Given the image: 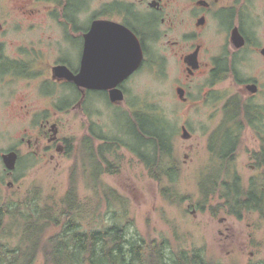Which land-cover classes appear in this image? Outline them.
Instances as JSON below:
<instances>
[{"label": "rangeland", "instance_id": "obj_1", "mask_svg": "<svg viewBox=\"0 0 264 264\" xmlns=\"http://www.w3.org/2000/svg\"><path fill=\"white\" fill-rule=\"evenodd\" d=\"M88 1L90 3L88 13L81 16L82 21L79 24H83L84 20L97 12L102 0ZM225 2L230 4L229 6L240 7H237L238 17L242 9L247 10L251 20L249 26H245V30L248 34H256L260 46H264V0ZM49 4L50 2L46 0H0V44L4 45L5 51L10 55L25 58L28 53L24 55L22 48L32 52V48L37 46V49L46 55L42 57L47 63L41 75L33 79L17 80L13 84L11 82L7 84L8 86L0 84V207L14 208L17 205L21 206L20 212L26 210L35 212L39 208L44 210V207L49 206L53 209V215L58 216L59 213L55 210L62 209L63 199L70 186V175L75 171L79 160L80 140L89 133L91 123L100 125L106 133H118L117 114L130 111L126 101L121 102L119 108H111L100 102L91 118L86 121L79 108L75 106L77 101H71L72 104L64 113L61 112L52 119L61 123L63 137L74 140L75 151L72 155L65 152L51 161L43 159L42 155L33 152L27 144H23L22 138L26 136V132L31 133L33 130L30 128L29 120L19 112V106L24 104L34 106L40 115V118L36 119L37 122L48 112L47 109L51 108L47 99L41 95V88L51 65L60 56L55 43L61 41L64 34H69L66 28L54 21L48 12L51 9ZM241 18L240 15L239 19ZM221 22V18H214L208 29L207 38L211 50L221 48L222 38L214 36L224 34L221 30H227L220 27ZM238 23L237 19L233 25ZM166 28L163 27L165 30ZM162 42H158L157 48L158 53L164 55ZM76 51L75 56L72 55L74 61L78 54ZM243 56L245 61L239 67V78L241 80L257 78L264 81V60L261 56L255 52H245ZM167 67L166 77L151 73L149 70L135 77L132 84L133 109L156 106L164 110L177 127L175 155L182 165L178 190L187 199L179 203L166 200L160 192L159 183L150 177L146 166L126 149L113 157L121 164V172L116 175L106 174L101 180L106 186L129 199V218L132 223L128 225L127 238L130 241L140 238L147 241L166 240L173 251L203 249L207 259L218 264H253L264 258V215L253 211L239 219L228 214L223 208L214 214L213 207H218L221 203L218 197L213 198L204 209L199 204L201 174L211 160L208 135L222 120L220 111L222 104L217 107L206 101L200 108L193 106L192 103L183 104L176 94L177 80L183 77L182 68L173 56H170ZM195 84L196 97V94L199 95L198 81ZM55 90L56 93L72 92L67 86H59ZM238 91L244 92L229 80L219 87L218 96L215 98L219 99L223 94L234 95ZM21 97H24L25 101H22ZM45 110L47 111L44 112ZM184 125L192 133L190 139L182 137ZM258 143L259 141L254 140L252 131L247 129L237 156L239 176L245 189L252 185L250 178L255 173L251 168L253 163L251 156L259 149ZM13 149H19L22 158L16 169L9 171L4 165L3 154ZM89 183V179L79 181L81 209L80 215L76 213L77 221L83 230L112 226L113 212H120V208L117 205L109 207L103 191H96ZM30 202L38 206L27 208L26 203ZM61 220L62 223L65 222L63 218ZM4 222L6 225L8 219ZM57 230L59 228L52 227L50 234ZM0 236L2 237L0 241L11 247H16L19 243L17 238L4 237V232L0 233ZM33 264H47L45 256L39 254Z\"/></svg>", "mask_w": 264, "mask_h": 264}, {"label": "flooded vegetation", "instance_id": "obj_2", "mask_svg": "<svg viewBox=\"0 0 264 264\" xmlns=\"http://www.w3.org/2000/svg\"><path fill=\"white\" fill-rule=\"evenodd\" d=\"M46 1L50 2L51 9L48 12L54 21L66 28L69 34H64L63 39L55 43L60 56L51 65L41 88V95L47 99L51 108H48V112L37 122L36 119L40 118V115L34 106L31 104L19 106V112L29 120L30 128L33 130L31 133L26 132V136L22 138L23 144H27L29 149L42 155L43 159L51 161H54L57 155L67 152L71 138L62 136L61 123L52 118L61 112L64 113L72 104L71 101H77L75 106L87 121L100 102L111 108H119L121 102L112 101V91L120 90L124 94L123 102L126 101L129 111L133 112L132 84L135 77L148 70L166 77L167 65L170 56H173L182 68L183 77L177 80L176 94L183 104L192 103L198 108L204 106L206 101L217 107L222 104L220 109L222 120L208 135L210 156L212 152L216 153L218 143H221L224 136L226 126L223 125L231 122L228 103L236 98L241 105L238 123L241 122L242 128L241 132L238 130L234 136L239 141L234 145L235 150H230L228 154L230 162L235 165L233 173L242 180L239 176L237 156L245 131L250 129L254 140L259 141V149L251 156L253 161L251 168L255 174L250 181L252 184L264 182V81L257 78L246 80L239 78V67L245 61L243 56L245 52H255L264 60V46H260L256 34H248L245 30V26H249L251 20L247 10L240 11L239 17L240 15L242 17L240 20L237 10L239 6H229L225 0H102L97 12L84 20L83 24H79L82 21L81 16L88 13L90 4L88 0ZM214 18H221L220 27L227 30H221L224 34H214L222 38L221 48L211 50L207 35ZM237 19L238 25H233ZM97 22H107L109 28H114V24L122 25L140 42L144 55L142 64L137 71L122 81L117 72L121 64L128 61V53L132 46L131 37L121 38L110 30L105 34V30L102 29L94 35L95 38H91L89 33ZM236 31L240 34H234ZM160 41H163L164 55L158 53L157 45ZM4 48V45L0 44L1 86L10 82L13 84L21 79H33L45 70L47 63L42 56L46 55L38 50L37 46L32 48V52L22 48L24 55L28 53L25 58L10 55ZM74 51L78 53L75 61L72 56H75ZM84 64L87 67H97L102 85L108 83L110 86L98 89L79 87L74 81L61 78L55 73L56 67L66 66L77 75ZM229 80L244 92L238 91L228 96L222 93L223 95L216 99L219 87ZM197 81L199 95L196 94L195 97L194 88ZM59 86H67L72 92L56 93L55 88ZM179 89L185 91V100L179 96ZM21 98L25 101L24 97ZM11 151L18 153V166L22 158L21 151L19 149ZM253 264H264V258Z\"/></svg>", "mask_w": 264, "mask_h": 264}, {"label": "trees", "instance_id": "obj_3", "mask_svg": "<svg viewBox=\"0 0 264 264\" xmlns=\"http://www.w3.org/2000/svg\"><path fill=\"white\" fill-rule=\"evenodd\" d=\"M228 104L231 122L223 125L226 127L221 143H218L216 153L212 152L211 160L201 174L199 204L204 209L218 197L221 203L213 207L214 214L223 208L239 219L253 211L264 215V182H254L245 189L241 179L233 173L235 166L228 154L239 142L234 136L242 128L241 122L238 123L241 105L236 98ZM116 123L119 132L106 133L100 125L92 122L89 133L81 138L79 160L70 175L62 209L55 210L58 216L53 215L49 206L35 212H20L21 206L17 205L14 208L0 207V233L19 241L16 247L0 241V264H33L39 254L45 256L47 264H218L208 260L203 249L173 251L166 240L140 238L130 241L127 238L128 225L132 223L129 199L101 180L106 174L121 172V164L114 159L120 151L128 150L146 166L150 177L159 183L166 200L179 203L187 197L178 190L182 165L175 155L177 127L164 110L141 106L133 112L117 114ZM74 151V140H70L67 154L72 155ZM88 179L89 186L103 191L109 207L117 205L120 208V212H113L112 226L83 230L77 221L76 213L80 215L81 209L79 181ZM34 206L38 205L26 203L27 208ZM6 219L8 223L5 225ZM52 227L59 230L50 234Z\"/></svg>", "mask_w": 264, "mask_h": 264}, {"label": "water", "instance_id": "obj_4", "mask_svg": "<svg viewBox=\"0 0 264 264\" xmlns=\"http://www.w3.org/2000/svg\"><path fill=\"white\" fill-rule=\"evenodd\" d=\"M109 24L107 22H97L93 25V28L89 34L91 38H95L94 35L98 34V31L104 29L105 34H107V31H114V34H117L121 38L124 36L131 37L132 40V46L128 53V61L123 62L121 64L119 72H117L120 76V81L137 71L143 61V50L140 45V42L138 38L126 27L114 24V28L107 27ZM120 34V35H119ZM234 34H240L238 31H236ZM243 44V43H242ZM240 44V45H242ZM55 73L57 76L61 78H66L70 81H74L79 87H86L89 89H98L100 87L108 88L110 84L102 83L99 79V69L97 67L92 66H86L84 64L81 68V71L79 74H74L68 67L66 66H58L55 69ZM119 79V78H118ZM118 81V80H117ZM250 88H254L253 86H250ZM179 96L185 100V91L182 89L178 90ZM124 94L120 90H114L112 91V101L113 102H123L124 101ZM182 137L184 139H190L192 137V133L190 130L184 126ZM17 160H18V153L16 151H10L8 153L3 154V162L7 170L13 171L16 169L17 166Z\"/></svg>", "mask_w": 264, "mask_h": 264}]
</instances>
